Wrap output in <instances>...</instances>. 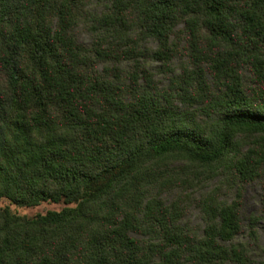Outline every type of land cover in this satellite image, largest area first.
I'll list each match as a JSON object with an SVG mask.
<instances>
[{
    "label": "trees",
    "instance_id": "16d2710c",
    "mask_svg": "<svg viewBox=\"0 0 264 264\" xmlns=\"http://www.w3.org/2000/svg\"><path fill=\"white\" fill-rule=\"evenodd\" d=\"M2 199L0 264H264V0H0Z\"/></svg>",
    "mask_w": 264,
    "mask_h": 264
},
{
    "label": "rangeland",
    "instance_id": "374dc122",
    "mask_svg": "<svg viewBox=\"0 0 264 264\" xmlns=\"http://www.w3.org/2000/svg\"><path fill=\"white\" fill-rule=\"evenodd\" d=\"M79 38L84 42H88V37L84 32H80ZM0 205H6L10 208L12 212H15L20 215H26L28 217L34 216L37 213H44L47 210L59 209L61 207L60 203H52V202H41L35 206H15L13 204H9L6 199L0 200ZM257 206H258V201H257L256 191L255 190L248 191L246 196L244 212L249 213L251 211H255ZM189 215H190L189 220L195 222L196 220H195L194 212L192 211V214ZM258 228L259 231L264 230V215L262 219L259 221Z\"/></svg>",
    "mask_w": 264,
    "mask_h": 264
}]
</instances>
